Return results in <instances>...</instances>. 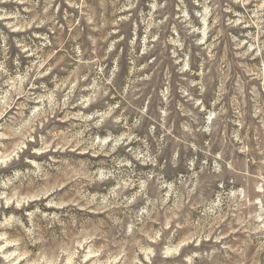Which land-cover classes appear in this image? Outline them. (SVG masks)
<instances>
[{
    "label": "rangeland",
    "instance_id": "374dc122",
    "mask_svg": "<svg viewBox=\"0 0 264 264\" xmlns=\"http://www.w3.org/2000/svg\"><path fill=\"white\" fill-rule=\"evenodd\" d=\"M0 264H264V0H0Z\"/></svg>",
    "mask_w": 264,
    "mask_h": 264
}]
</instances>
